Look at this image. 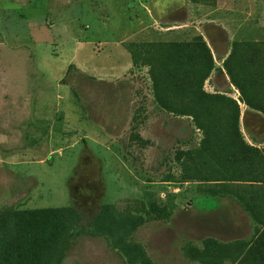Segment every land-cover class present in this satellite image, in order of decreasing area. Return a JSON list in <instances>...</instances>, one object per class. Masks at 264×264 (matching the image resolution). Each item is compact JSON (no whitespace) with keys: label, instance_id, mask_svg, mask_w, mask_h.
<instances>
[{"label":"rangeland","instance_id":"rangeland-1","mask_svg":"<svg viewBox=\"0 0 264 264\" xmlns=\"http://www.w3.org/2000/svg\"><path fill=\"white\" fill-rule=\"evenodd\" d=\"M0 218V264H264V0H0Z\"/></svg>","mask_w":264,"mask_h":264},{"label":"trees","instance_id":"trees-1","mask_svg":"<svg viewBox=\"0 0 264 264\" xmlns=\"http://www.w3.org/2000/svg\"><path fill=\"white\" fill-rule=\"evenodd\" d=\"M61 211V209H47V210H22V211H15L12 212L11 216L14 223L18 226H33L35 224H39V223H44L45 221V216H47L50 213H56ZM8 215V214H7ZM3 217V216H2ZM4 218V217H3ZM2 218V219H3ZM1 219V218H0ZM4 220V219H3ZM62 227V224L60 222H58L55 227H53L51 229V232L54 234H58L59 233V229L58 228ZM62 242H63V246L61 249V256H62V252L65 249L66 245H67V236H63L62 237Z\"/></svg>","mask_w":264,"mask_h":264}]
</instances>
